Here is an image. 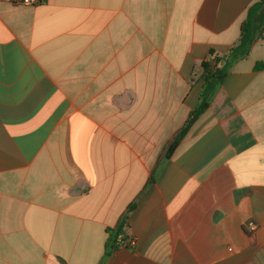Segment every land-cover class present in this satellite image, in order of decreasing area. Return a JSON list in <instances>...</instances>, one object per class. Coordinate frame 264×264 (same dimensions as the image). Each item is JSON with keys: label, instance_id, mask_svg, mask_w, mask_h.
Segmentation results:
<instances>
[{"label": "crops", "instance_id": "crops-1", "mask_svg": "<svg viewBox=\"0 0 264 264\" xmlns=\"http://www.w3.org/2000/svg\"><path fill=\"white\" fill-rule=\"evenodd\" d=\"M262 1L0 0V264H264Z\"/></svg>", "mask_w": 264, "mask_h": 264}, {"label": "trees", "instance_id": "trees-1", "mask_svg": "<svg viewBox=\"0 0 264 264\" xmlns=\"http://www.w3.org/2000/svg\"><path fill=\"white\" fill-rule=\"evenodd\" d=\"M264 1L253 4L247 12L246 21L243 26L242 35L239 43L233 47L230 52L223 57L214 56L211 53L214 61L213 65L209 61H205L202 64L203 74L202 79L204 81V88L198 108L191 114L184 128L175 137L174 141L170 145L166 159H169L175 151L178 144L186 136L193 123L207 110L212 102L215 94L218 91L219 85L227 76L228 69L240 59L247 57L251 51V47L257 38L264 36ZM223 67L217 66L219 63H223ZM264 68V63H258L256 69ZM114 249H116L115 244Z\"/></svg>", "mask_w": 264, "mask_h": 264}, {"label": "built area", "instance_id": "built-area-1", "mask_svg": "<svg viewBox=\"0 0 264 264\" xmlns=\"http://www.w3.org/2000/svg\"><path fill=\"white\" fill-rule=\"evenodd\" d=\"M13 3L23 4L27 6H34L41 3L43 0H11ZM136 239L128 237L125 234L119 233L116 236L115 247L116 249H134L136 246Z\"/></svg>", "mask_w": 264, "mask_h": 264}]
</instances>
